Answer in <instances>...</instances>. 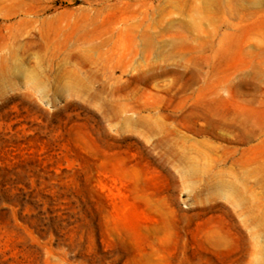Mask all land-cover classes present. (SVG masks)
<instances>
[{
    "label": "rangeland",
    "instance_id": "rangeland-1",
    "mask_svg": "<svg viewBox=\"0 0 264 264\" xmlns=\"http://www.w3.org/2000/svg\"><path fill=\"white\" fill-rule=\"evenodd\" d=\"M0 264H264V0H1Z\"/></svg>",
    "mask_w": 264,
    "mask_h": 264
},
{
    "label": "bare ground",
    "instance_id": "bare-ground-1",
    "mask_svg": "<svg viewBox=\"0 0 264 264\" xmlns=\"http://www.w3.org/2000/svg\"><path fill=\"white\" fill-rule=\"evenodd\" d=\"M0 2H1V0H0ZM31 41H32V40H31ZM28 42H29V40L27 41V43H28ZM72 57H73V56H72ZM70 58H71V56H70ZM74 58H76V59L79 60L80 62L85 61V57L82 56V55H80V54H76ZM66 73H67L68 76H70V77H74V78L79 79V80H81V78H82V74H83V72H82V68H81L80 66H76L73 70L67 71ZM84 73H85V76L88 77V78H91L93 75H95L94 73H92V71H86V72H84ZM62 76H63V75H61L60 77H62ZM94 77H97V75L94 76ZM94 77H93V78H94Z\"/></svg>",
    "mask_w": 264,
    "mask_h": 264
}]
</instances>
